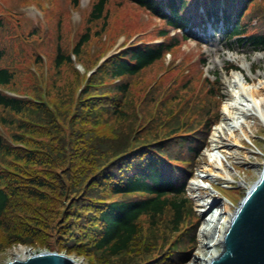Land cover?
I'll return each mask as SVG.
<instances>
[{
    "label": "trees",
    "instance_id": "16d2710c",
    "mask_svg": "<svg viewBox=\"0 0 264 264\" xmlns=\"http://www.w3.org/2000/svg\"><path fill=\"white\" fill-rule=\"evenodd\" d=\"M109 1L94 0L86 22L104 27ZM127 1L161 21L159 41L123 44L81 72L73 60L83 59L88 26L68 53L58 41L66 21L54 2L50 71L46 79L31 72L27 84L16 66L20 36L0 14V250L24 244L89 264L190 258L199 220L186 184L219 118L221 81L205 76L199 87L191 80L165 95L153 86L135 103L133 80L181 40L201 42L208 28L264 50V1ZM39 50L29 54L35 64Z\"/></svg>",
    "mask_w": 264,
    "mask_h": 264
},
{
    "label": "rangeland",
    "instance_id": "374dc122",
    "mask_svg": "<svg viewBox=\"0 0 264 264\" xmlns=\"http://www.w3.org/2000/svg\"><path fill=\"white\" fill-rule=\"evenodd\" d=\"M54 2L58 6V17L66 21L65 33H59L60 29L63 28V24L60 25L58 41L61 42L68 53L80 34L84 33L88 26L90 40L83 48V59L73 60L74 67L81 72H84L85 62L91 66L94 60L98 58L97 61H100L104 56L117 50L123 44L136 40L153 42L160 40L155 33L156 29L161 26V21L127 0L109 1L110 3L107 7L108 17L104 27L101 20L94 22L93 25L86 22L88 11L94 0H78L76 6L70 0H0L1 16L5 19L7 25H10L23 39H18L20 52L23 53L16 62V66L23 69L19 76L22 84L31 82V72H35L38 77L42 74L43 78L45 74L46 79L50 71L49 60L55 51L56 40L51 35V31H49L48 21L50 19L48 15L54 12ZM34 30H37L38 34L36 33L30 37ZM96 30L100 31L97 36L93 35ZM1 32L2 30L0 34ZM172 33L173 30H170V34ZM15 44L14 52L18 53L19 47L17 42ZM32 46L44 48L43 51L39 50L41 64H35L33 56H29ZM261 51L264 50L256 49L246 41H238L234 38L228 39L220 26L217 29L208 28L206 34H201V42H197L194 39L181 40L180 44L171 52L166 53L161 61L144 70L133 80L132 93L135 103L139 101L138 98L145 94V91L153 86L159 88L161 85V92L164 94L172 86H181V88L187 86L191 80H194L196 87H199L205 76L213 79L214 74H217L221 81L220 91L224 96L221 97L219 102V118L211 125L207 144L201 150L196 160L193 174L186 184V193L193 202V209L199 223L195 232L197 244L193 247L190 258L184 264L192 261L198 251L199 229L203 222L200 214L202 212L200 203L211 196V198L218 201L214 206L221 207L220 205L225 202L231 212H234L263 167L264 127L256 116L247 115V120L252 117L250 140L241 137L238 144L225 148V144L230 143L228 129L226 128L222 129L221 137L218 138L217 143L215 142L216 144L211 139L214 127L221 123H228L224 119L222 112L223 102L230 97L229 87L224 81V75H230L233 69L228 70V67L231 64L236 65L238 69L242 66V71L247 80L256 83L258 81L257 75L261 76V72H264V57L256 58V53ZM201 57L205 59L204 64L200 62ZM92 69L94 68L86 70L89 72ZM213 145L219 146L215 149L220 154H226L224 164L230 171L233 181L221 178L199 177L206 173L207 158L205 153L213 149ZM193 180H196L198 184L207 186V188L200 186L193 188L190 183ZM207 216L205 217L206 221L210 219H207ZM19 247L23 248L25 255L48 250L37 249L24 244L10 245L0 250V264L14 259L16 256L15 252ZM70 256L81 264H89L83 256L73 254Z\"/></svg>",
    "mask_w": 264,
    "mask_h": 264
},
{
    "label": "bare ground",
    "instance_id": "6f19581e",
    "mask_svg": "<svg viewBox=\"0 0 264 264\" xmlns=\"http://www.w3.org/2000/svg\"><path fill=\"white\" fill-rule=\"evenodd\" d=\"M256 56V58L264 57V51L257 52ZM242 68L243 67L240 66L239 69H232L230 75H224V81L230 90V97L223 102L222 112L224 119L227 120L228 123L217 125L214 127L211 134L212 142L217 143L218 138L221 137L220 133L222 129H228L230 143L225 144V148L230 145L238 144L241 137L250 140L249 134H252V117L247 120V115L256 116L264 127V72H261V76L257 75L258 81L255 83L247 80ZM217 146L218 145H213V149L205 153L207 158L206 173L199 177L221 178L227 181H233L230 171L224 164L223 158H225L226 154L222 156L219 151H216L215 148H217ZM190 183L193 188H198L199 186L207 188L205 185L196 183V180ZM212 199L213 203H218L217 200L214 198ZM220 206L221 207L217 209V216L210 217L208 221H206L205 217L211 212V207H206L200 213L203 222L199 229V247L193 260L188 264H205L206 261L217 256L219 251H221L219 250L222 248L221 237L233 212H231L229 206L225 202ZM196 223H199V221ZM15 253V258H24L26 256L22 247H19Z\"/></svg>",
    "mask_w": 264,
    "mask_h": 264
},
{
    "label": "water",
    "instance_id": "95a60500",
    "mask_svg": "<svg viewBox=\"0 0 264 264\" xmlns=\"http://www.w3.org/2000/svg\"><path fill=\"white\" fill-rule=\"evenodd\" d=\"M219 254L205 264H264V164L222 235ZM3 264H81L65 252L42 250Z\"/></svg>",
    "mask_w": 264,
    "mask_h": 264
}]
</instances>
